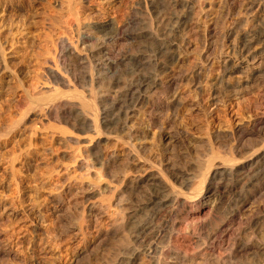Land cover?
Listing matches in <instances>:
<instances>
[{"label": "bare ground", "instance_id": "bare-ground-1", "mask_svg": "<svg viewBox=\"0 0 264 264\" xmlns=\"http://www.w3.org/2000/svg\"><path fill=\"white\" fill-rule=\"evenodd\" d=\"M97 5L102 19L60 39L49 70L53 84L84 88L89 113L67 104L61 114L54 103L44 113L71 129L75 136L65 139L87 142L81 167H97L105 182L80 185L85 191L73 200L64 196L73 188L55 196L46 233L81 245L70 264L93 254L98 264H244L252 252L264 264V213L249 210L264 197V0ZM125 41L136 50L124 49ZM6 65L0 44V71ZM248 94L257 98L244 124L223 130L210 121L204 137H192L180 123L189 110L229 115ZM223 199L232 209L202 235ZM203 212L207 221H197Z\"/></svg>", "mask_w": 264, "mask_h": 264}, {"label": "rangeland", "instance_id": "rangeland-1", "mask_svg": "<svg viewBox=\"0 0 264 264\" xmlns=\"http://www.w3.org/2000/svg\"><path fill=\"white\" fill-rule=\"evenodd\" d=\"M97 6V0H87L85 11L83 7L81 9L80 0H0V44L4 47L7 64L0 71V264H70L72 256L81 246L73 240H51L46 233L47 228L54 226L50 207L55 205L54 198L59 193L64 194L73 188L64 195L67 200H73L82 195L84 189H90L91 184H103L105 179L97 175V167L91 170L81 167L87 142L80 139L82 143L79 145L74 140L73 143L65 139L74 135H69L71 129L67 130L64 122L60 121L61 125L44 112L53 103L59 107L61 114L66 112L68 105L83 109L89 104L87 100L90 97L82 87L78 89L82 92H75L73 87L70 90L61 83H54L57 89L50 79L49 70L53 67L51 63L60 39L72 38V32L80 23L102 19ZM122 46L128 52L135 51L137 47L129 41L123 42ZM196 53L193 51L191 57ZM123 67L119 66L118 70ZM120 70L118 74L123 73ZM83 97L88 102L84 107L81 103ZM256 98L255 94H248L238 99L229 115L223 112L210 118L203 110L185 111L180 123L191 132L192 137H204L205 123L210 121L212 127L227 130L232 124H244L254 117L255 112L249 106ZM71 99L73 104L78 103H69ZM83 110L86 111V107ZM145 141L152 146L153 136L146 137ZM108 144L112 150L115 148L113 141ZM108 146L107 150L112 151ZM119 148V155L122 156V145ZM152 148L155 149L154 144ZM80 185L85 188L81 189ZM209 205H214L213 201H209ZM231 206L228 199L218 203L216 211L209 214L210 223L205 220V210L197 219L207 221L202 235L218 224L232 209ZM249 210L257 216L263 214L264 197L252 201ZM185 242L182 245L190 252L193 246L189 248L191 244ZM253 253L244 256L247 261H243L262 264V260L254 258ZM96 255L80 257L78 264H98L100 257Z\"/></svg>", "mask_w": 264, "mask_h": 264}]
</instances>
